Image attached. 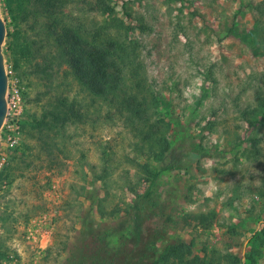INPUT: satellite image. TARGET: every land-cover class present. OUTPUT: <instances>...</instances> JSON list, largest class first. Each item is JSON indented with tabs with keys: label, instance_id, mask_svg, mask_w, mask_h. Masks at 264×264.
Segmentation results:
<instances>
[{
	"label": "rangeland",
	"instance_id": "obj_1",
	"mask_svg": "<svg viewBox=\"0 0 264 264\" xmlns=\"http://www.w3.org/2000/svg\"><path fill=\"white\" fill-rule=\"evenodd\" d=\"M19 1L0 0L24 103L0 169V243L22 250L11 244L0 264H164L172 244L189 250L175 264H264V0H103L107 15L67 0L66 25L122 46L118 92L145 120L54 59L34 71L45 63L20 49ZM60 100L86 121L35 126Z\"/></svg>",
	"mask_w": 264,
	"mask_h": 264
},
{
	"label": "trees",
	"instance_id": "obj_2",
	"mask_svg": "<svg viewBox=\"0 0 264 264\" xmlns=\"http://www.w3.org/2000/svg\"><path fill=\"white\" fill-rule=\"evenodd\" d=\"M28 1L26 5L19 1L22 6H15L14 16L15 20L17 19L15 33L21 38L20 49L25 52L32 51L35 56L42 57L46 67L35 61L34 71L45 70L48 68L47 62L54 59L58 64H65L92 93L110 96L111 101L116 103L120 111L125 110L132 116L145 120V109L141 106L137 96L125 90L118 92L122 76L121 69L116 62V54L120 55L117 49L121 50L122 46L111 39H107L105 45L100 46L97 44V37L100 33L92 34L91 39L87 40L79 34V25L74 27L66 25L62 16H65L67 0ZM98 6L105 15L109 14L112 9L103 0H98ZM30 31L35 37L38 35L39 39L30 38ZM16 46L18 43H15ZM41 46H45L48 51L52 50V56L40 55ZM70 121L83 123L86 117L73 100L68 102L60 100L54 107L45 109L43 117L35 121V126L39 128L46 126V129L61 128ZM162 171L163 168H155L151 181H154ZM183 248V244L170 245L167 251L160 255L157 262L164 264L182 262L184 255L189 254L188 249L185 250L186 254L183 253ZM191 264L204 263L194 258Z\"/></svg>",
	"mask_w": 264,
	"mask_h": 264
},
{
	"label": "built area",
	"instance_id": "obj_3",
	"mask_svg": "<svg viewBox=\"0 0 264 264\" xmlns=\"http://www.w3.org/2000/svg\"><path fill=\"white\" fill-rule=\"evenodd\" d=\"M7 73V92L6 104L7 112L3 126L7 127L6 144L1 147L0 141V169L8 158V151L17 143L16 130L18 128L17 121L23 112V95L22 87L18 78L11 75V70L6 68Z\"/></svg>",
	"mask_w": 264,
	"mask_h": 264
},
{
	"label": "water",
	"instance_id": "obj_4",
	"mask_svg": "<svg viewBox=\"0 0 264 264\" xmlns=\"http://www.w3.org/2000/svg\"><path fill=\"white\" fill-rule=\"evenodd\" d=\"M6 29L4 21L0 12V135L1 129L6 117L7 104H6V92H7V73L2 52V45L5 39Z\"/></svg>",
	"mask_w": 264,
	"mask_h": 264
},
{
	"label": "crops",
	"instance_id": "obj_5",
	"mask_svg": "<svg viewBox=\"0 0 264 264\" xmlns=\"http://www.w3.org/2000/svg\"><path fill=\"white\" fill-rule=\"evenodd\" d=\"M12 243L8 242V243H0V259L1 257H3L5 255V253L9 250V247ZM13 246H15V249L17 251H21V247H20V243L19 242H15L12 244Z\"/></svg>",
	"mask_w": 264,
	"mask_h": 264
}]
</instances>
